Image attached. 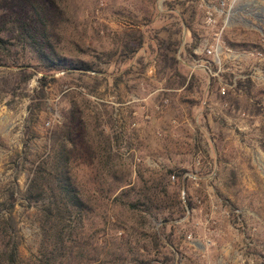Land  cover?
<instances>
[{"label":"rangeland","instance_id":"rangeland-1","mask_svg":"<svg viewBox=\"0 0 264 264\" xmlns=\"http://www.w3.org/2000/svg\"><path fill=\"white\" fill-rule=\"evenodd\" d=\"M201 1L179 0L194 15L198 46L189 53L192 35L181 9L166 11L169 0H0V28L13 36L23 23L38 26L49 56L74 68L36 73L22 97L0 101V202L15 190L19 264L41 240L39 206L22 194L60 128L71 132L72 174L91 207L85 226L121 247L120 264L137 256L159 264L163 252L169 264H264V0L227 2L219 44L237 59L221 55L219 72L199 66L212 62L204 41L214 43ZM179 27L176 75L163 70L155 37ZM130 33L144 41L132 55L123 49ZM17 50V64H39ZM235 77L251 84L234 91ZM144 196L158 199L132 209ZM155 232L167 248L154 246Z\"/></svg>","mask_w":264,"mask_h":264},{"label":"trees","instance_id":"trees-1","mask_svg":"<svg viewBox=\"0 0 264 264\" xmlns=\"http://www.w3.org/2000/svg\"><path fill=\"white\" fill-rule=\"evenodd\" d=\"M166 3V11L179 10L182 24L190 32L193 43L189 47L192 53L198 46V39L195 36L190 22L193 19V12L185 17L187 9L185 3L179 0H169ZM11 36L12 32L0 28V71H14L13 78L0 77V101L6 94H13L22 97L25 88L36 73H50L68 71L71 66L64 65L61 61H55L49 56V48L45 45L44 35L39 32L38 26H26L23 23ZM182 28L175 31L163 30L167 37H155L158 57L163 70L177 71L178 60L176 53L180 45L179 34ZM143 37L135 36L134 33L125 35L123 49L129 55L136 53L143 47ZM17 45H20L22 52L28 49L31 54L37 57L39 64L29 68L25 64H17L19 52ZM25 53V52H24ZM12 59V60H11ZM15 59V60H13ZM77 69V68H76ZM86 73L89 68H79ZM185 82V79H184ZM183 82V83H184ZM250 79H238L235 81V89L243 85H250ZM36 91V90H35ZM40 97H44V85L40 84L36 91ZM38 107V104L37 106ZM37 109V108H35ZM30 108V114L33 113ZM71 132L68 129L60 128L52 132L50 137V149L46 157L40 158L34 163L31 178L22 194V199L28 205H37V221L41 233V240L37 255L28 260L26 264H120L122 257L121 247L112 242V248L105 240L96 237L95 233H89L85 226L91 207L81 194L70 166ZM170 172H168L169 174ZM166 194L165 188L160 191ZM140 196V195H139ZM0 202V264H19V230L12 214L16 204L15 190L8 188ZM157 197H138L129 202L132 209L146 207L153 204ZM118 198H114L117 201ZM145 211H150L147 208ZM163 211H165L163 209ZM170 215V214H169ZM163 218V223H166ZM162 234L155 232L153 243L156 248L167 246L161 241ZM117 241V238H114ZM167 244L171 243L170 238L165 239ZM121 243V242H120ZM133 248H129L134 254ZM171 259L163 252L159 264H169ZM133 264H152V260L135 257Z\"/></svg>","mask_w":264,"mask_h":264},{"label":"built area","instance_id":"built-area-1","mask_svg":"<svg viewBox=\"0 0 264 264\" xmlns=\"http://www.w3.org/2000/svg\"><path fill=\"white\" fill-rule=\"evenodd\" d=\"M217 2L216 6H213L212 4L208 5L204 0L201 1L200 7H203L205 9L204 11V26L212 31L213 39L212 41L214 43L210 44L209 41H204L202 46V52L206 55H209L212 57V62H209L208 60H200L201 64L199 66H202L205 69H208L212 64L216 66L218 69L217 71H220V65H221V55H224V58L229 59V61L235 62L237 57L230 56V51L223 46L219 44L220 36L223 34L226 23L223 22V25L219 28L218 27V20L222 16L224 12V8L227 4V2H230L231 0H215ZM235 0H232V2ZM212 76H217L216 73H213ZM238 77H235L233 82L236 81ZM241 78H244L242 76ZM235 86V85H234Z\"/></svg>","mask_w":264,"mask_h":264}]
</instances>
